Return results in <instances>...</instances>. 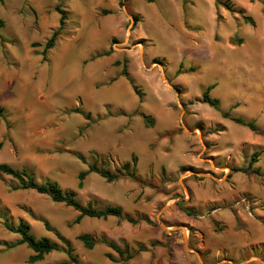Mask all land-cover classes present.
<instances>
[{"label": "rangeland", "instance_id": "374dc122", "mask_svg": "<svg viewBox=\"0 0 264 264\" xmlns=\"http://www.w3.org/2000/svg\"><path fill=\"white\" fill-rule=\"evenodd\" d=\"M217 1L2 0L0 164L75 190L84 205L121 206L137 224H76V210L12 190L19 182L0 173V264H264V0H222L254 24ZM58 6L68 20L45 55ZM212 86L219 109L203 102ZM99 152L111 171L136 156L148 185L90 174L80 189ZM6 219H26L57 250L29 263L34 252ZM83 234L108 237L124 257L103 243L86 249Z\"/></svg>", "mask_w": 264, "mask_h": 264}, {"label": "trees", "instance_id": "16d2710c", "mask_svg": "<svg viewBox=\"0 0 264 264\" xmlns=\"http://www.w3.org/2000/svg\"><path fill=\"white\" fill-rule=\"evenodd\" d=\"M152 2V0H149ZM2 0H0V3ZM218 5H222L226 7L230 12L232 13H238L244 16V19L251 24H254V20L250 16H245V11L243 9H236L234 5H230L229 1H217ZM57 11L61 14L60 18V28L56 30L52 37L49 39V41L46 44L45 47V55L47 52L52 49L55 46L57 38L61 35L62 30L65 27V24L68 20L67 13L62 9V6L57 7ZM137 21V19H136ZM239 42L242 43V41L239 40ZM123 75L129 79L131 82L134 90L136 93H139L138 88L135 86L134 81L131 79L129 73L127 71H124ZM214 87H209L204 93H203V102L216 108H220V100L216 98H212L210 96V92ZM76 113H81L79 109L75 110ZM3 109L0 108V117H3ZM222 116L226 119H230L231 121L245 126L249 128L252 132L256 134H262V131L259 129L258 125L255 121L251 120H245L243 118L234 117L229 112H224ZM91 114L89 113L87 115V118H90ZM143 117L146 119V122L148 126L154 125V119H152L149 116L143 115ZM224 127H219L217 131L221 132L224 131ZM257 156L253 155L252 159V165L257 162ZM79 157L83 160L84 157L79 155ZM107 157H105L102 154L96 155V161L92 164L88 165V168L86 171H83L79 174V184L78 187L82 189L84 187V181L90 174H98L102 178H104L108 183H112L115 181H119L122 179H128L135 181L136 183L140 184L141 186H147L148 182L143 179L137 172V157L134 156L133 160L131 162H126L121 164L119 167H117L114 171L109 170V168L106 165ZM185 170V169H184ZM0 173L4 175L11 176L12 178L16 179L19 182V186L12 187V190H34L38 194L47 195L51 198V200L55 203H63L68 207L73 208L76 210L79 215L75 220V223H80L84 218H92V219H102L107 220L109 217H117L120 219H124L131 224H137V220H135L130 215H125L124 209L121 206H108L104 209H98L95 208L91 203H88L84 205L79 199L78 194L74 190L69 189H63L57 182L47 180L44 183H40L36 180L35 176L30 173L26 169H15L9 164L2 163L0 164ZM4 213L2 214L5 216V214L8 212L7 209H4ZM4 228L14 234H18L21 236V240L17 243L18 244H26L33 252L34 255L30 257V263H36L43 261L45 257L50 254L53 251H56L58 246L55 242H53L49 238H41L37 239L32 234V227L31 225L25 221L20 220L17 226L12 225L7 219L3 222ZM46 228L51 231V227L49 223H45ZM85 246L86 249L92 250L94 247L100 243L106 244L108 247L113 249L116 253L119 254L120 257H124V251L113 241H111L108 237H102L99 238L96 235L92 234H83L79 236L78 238ZM69 246V256L71 260L74 263H77V259L72 256L73 249L68 243ZM111 260H113L112 255H108ZM128 258H133V255H129Z\"/></svg>", "mask_w": 264, "mask_h": 264}, {"label": "crops", "instance_id": "0c3cea01", "mask_svg": "<svg viewBox=\"0 0 264 264\" xmlns=\"http://www.w3.org/2000/svg\"><path fill=\"white\" fill-rule=\"evenodd\" d=\"M99 153H100V152H99ZM100 154H103V153H100ZM137 159H138V158H137ZM132 160H133V159H132ZM129 162H131V161H129ZM125 163H126V162H125ZM137 163H138V161H137ZM184 165H185V164H184ZM179 167H180V166H179ZM164 168H165V167H163V169H164ZM163 169H162V170H163ZM168 171H170V170H168ZM137 172H138V170H137ZM138 174H139V172H138ZM139 175H140V174H139ZM140 176H141V175H140ZM141 177H142V176H141ZM142 178H143V177H142ZM143 179H144V178H143ZM145 180H147V179H145ZM156 180H159V179H156ZM69 190H72V189H69ZM74 191H75V190H74ZM41 195H42V194H41ZM46 196H47V195H46ZM3 205H4V204H3ZM4 206L7 208V210H10V211H11V209H10L8 206H6V205H4ZM109 206H115V205H109ZM219 209H220V208H218V207L215 208V209H212V213H213L214 210H215L214 212L217 213ZM216 213H214L213 215H215ZM213 215H212V216H213ZM238 216H240V218H242L241 215H240L239 213H238ZM210 217H211V216H210ZM116 218H117V217H116ZM182 218H183L182 220H184V221H189V219H187V217L184 216L183 214H182ZM23 220L27 221L26 219H23ZM113 221H115V220H113ZM27 222H28V221H27ZM28 223H29V224L31 225V227H32V224H31L30 222H28ZM5 244H8V243L5 242ZM32 255H34V254H32ZM32 255H31V256H32ZM31 256H30V257H31ZM30 257H29L28 261L30 260ZM252 258H253L254 260H255V259L259 260V259L256 258V257H252ZM251 260H252V259H251ZM224 261H225V260H223V262H224ZM29 263H30V261H29ZM227 263H231V264H233V263L230 262V261H229V262L227 261ZM240 264H242V263H240Z\"/></svg>", "mask_w": 264, "mask_h": 264}]
</instances>
